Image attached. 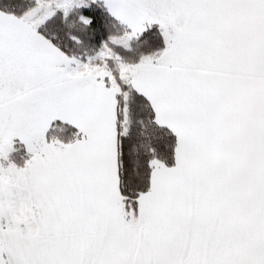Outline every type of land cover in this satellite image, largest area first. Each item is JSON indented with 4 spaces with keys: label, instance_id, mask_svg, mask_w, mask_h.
Returning a JSON list of instances; mask_svg holds the SVG:
<instances>
[{
    "label": "snow or ice",
    "instance_id": "obj_1",
    "mask_svg": "<svg viewBox=\"0 0 264 264\" xmlns=\"http://www.w3.org/2000/svg\"><path fill=\"white\" fill-rule=\"evenodd\" d=\"M0 264H264V0H0Z\"/></svg>",
    "mask_w": 264,
    "mask_h": 264
}]
</instances>
